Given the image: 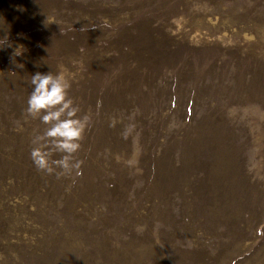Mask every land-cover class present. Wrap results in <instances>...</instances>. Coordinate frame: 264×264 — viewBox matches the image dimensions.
Returning a JSON list of instances; mask_svg holds the SVG:
<instances>
[{"label": "rangeland", "instance_id": "obj_1", "mask_svg": "<svg viewBox=\"0 0 264 264\" xmlns=\"http://www.w3.org/2000/svg\"><path fill=\"white\" fill-rule=\"evenodd\" d=\"M49 71L90 118L52 174ZM0 264H264V0H0Z\"/></svg>", "mask_w": 264, "mask_h": 264}, {"label": "clouds", "instance_id": "obj_2", "mask_svg": "<svg viewBox=\"0 0 264 264\" xmlns=\"http://www.w3.org/2000/svg\"><path fill=\"white\" fill-rule=\"evenodd\" d=\"M30 84L25 111L27 116L38 118L45 126L32 140L30 158L33 165L47 174L57 169L69 172L79 168L81 162L74 160V154L81 147L80 141L90 118L79 115L80 108L69 96V79L63 73L36 72L31 75ZM57 154L59 159H54Z\"/></svg>", "mask_w": 264, "mask_h": 264}]
</instances>
